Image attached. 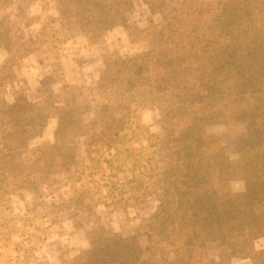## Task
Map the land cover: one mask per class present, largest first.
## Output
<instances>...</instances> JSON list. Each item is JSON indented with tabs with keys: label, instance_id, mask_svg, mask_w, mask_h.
<instances>
[{
	"label": "rangeland",
	"instance_id": "1",
	"mask_svg": "<svg viewBox=\"0 0 264 264\" xmlns=\"http://www.w3.org/2000/svg\"><path fill=\"white\" fill-rule=\"evenodd\" d=\"M100 2L0 0V264H263L264 235L225 250L198 243V160L178 184L196 209L173 212L169 166L192 152H175L176 94L156 91L145 64L160 15L127 4L88 38L77 14ZM205 126L206 139L226 137L225 123Z\"/></svg>",
	"mask_w": 264,
	"mask_h": 264
},
{
	"label": "trees",
	"instance_id": "2",
	"mask_svg": "<svg viewBox=\"0 0 264 264\" xmlns=\"http://www.w3.org/2000/svg\"><path fill=\"white\" fill-rule=\"evenodd\" d=\"M100 1L99 8H81L77 14L88 38L120 23L127 4L132 13L140 2ZM142 1L160 15L147 29L150 50L145 64L152 62L156 91L176 94L172 111L178 115L167 119L176 138L175 152L193 153L180 154L169 166L177 203L173 212L183 216L185 207L196 209L178 184L194 166L189 163L198 160V243L216 240L223 250L229 245L247 247L264 235V0H206L195 9L187 8L190 4L184 0ZM104 8L110 10L102 12ZM88 12L92 19H87ZM97 17L101 21L95 22ZM196 92L198 110L192 112L190 100ZM209 122L225 123L226 137L206 139ZM226 143L236 145L235 157L223 158ZM233 177L244 180L243 191L230 190L228 180ZM227 205L232 211L224 208ZM225 239L229 242L223 245Z\"/></svg>",
	"mask_w": 264,
	"mask_h": 264
}]
</instances>
